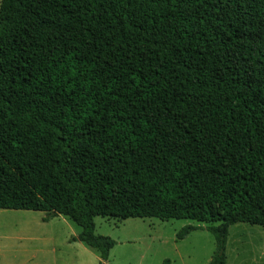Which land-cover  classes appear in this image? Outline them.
I'll return each mask as SVG.
<instances>
[{
	"label": "trees",
	"instance_id": "obj_1",
	"mask_svg": "<svg viewBox=\"0 0 264 264\" xmlns=\"http://www.w3.org/2000/svg\"><path fill=\"white\" fill-rule=\"evenodd\" d=\"M0 209L99 264L97 217L191 220L226 264L230 226L264 228V0H1Z\"/></svg>",
	"mask_w": 264,
	"mask_h": 264
},
{
	"label": "rangeland",
	"instance_id": "obj_2",
	"mask_svg": "<svg viewBox=\"0 0 264 264\" xmlns=\"http://www.w3.org/2000/svg\"><path fill=\"white\" fill-rule=\"evenodd\" d=\"M44 218L40 211L0 209V264H99L96 252L71 241L79 227L63 217ZM94 224L96 235L115 242L110 264H209L215 249L207 225L191 220L97 217ZM187 226L198 230L178 240ZM226 256V264H264V228L230 226Z\"/></svg>",
	"mask_w": 264,
	"mask_h": 264
},
{
	"label": "crops",
	"instance_id": "obj_3",
	"mask_svg": "<svg viewBox=\"0 0 264 264\" xmlns=\"http://www.w3.org/2000/svg\"><path fill=\"white\" fill-rule=\"evenodd\" d=\"M57 218V217H56ZM76 237V236H75ZM82 244V243H81ZM99 262H100V259H99ZM102 264H110V262H108V261H106V262H104V263H102Z\"/></svg>",
	"mask_w": 264,
	"mask_h": 264
}]
</instances>
